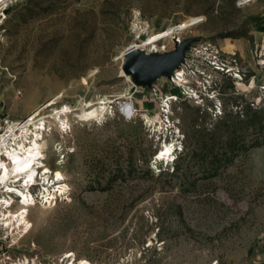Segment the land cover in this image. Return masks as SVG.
Returning <instances> with one entry per match:
<instances>
[{"label":"rangeland","instance_id":"374dc122","mask_svg":"<svg viewBox=\"0 0 264 264\" xmlns=\"http://www.w3.org/2000/svg\"><path fill=\"white\" fill-rule=\"evenodd\" d=\"M238 1L12 6L0 34V110L24 120L62 96L34 125L48 128L45 186L66 191L35 197L27 233L0 225V264H264V3ZM192 18L201 21L141 48L169 54L189 43L186 84L162 77L148 88L122 75L123 52ZM105 98L96 121L62 117L63 126L51 115ZM167 119L175 130L163 134ZM176 143V161L160 163Z\"/></svg>","mask_w":264,"mask_h":264},{"label":"bare ground","instance_id":"6f19581e","mask_svg":"<svg viewBox=\"0 0 264 264\" xmlns=\"http://www.w3.org/2000/svg\"><path fill=\"white\" fill-rule=\"evenodd\" d=\"M254 1L255 0H253L250 3H253ZM197 20L199 19L192 18L181 24L186 26L188 22L197 21ZM174 29L175 27H169L161 32L155 33L153 37H150L148 40L143 41L142 44H133L130 48H133L134 51H137L145 46L156 44L157 42L163 39L171 38L173 37V35L178 34L179 32L187 28L178 29V30H174ZM235 48H237L244 55L245 50L240 45L236 44L234 47L231 46L229 49L232 50ZM124 53L125 52H123L121 56L122 61L124 60ZM122 75H125L123 71H122ZM125 76L128 77V75ZM177 76L178 78L174 77L175 82L177 83L180 82L182 84L184 83L186 84L188 82L185 71L181 72ZM162 79L163 78L161 77L158 79V81H161ZM164 80L166 83L170 79L166 78ZM83 83L87 84L86 79L83 80ZM61 97L62 96L57 95L51 98L43 106L34 109L29 114L27 118L29 117L30 118L25 122L24 126L20 130H18V132L12 135L13 137L11 138L8 147H6L7 149L6 160H10V161L5 162L3 159H0V190H2L3 194L14 193L18 196V198H22V203L20 205L21 207L16 211L11 210L13 208V204L10 199L5 197V200L2 201L3 203H0V212L6 218L5 219L6 223L4 224V227L12 231L18 228V229H23V232L27 233L29 231V228L31 227V224L28 221L27 216L29 214V208L31 205L35 203L36 198L33 196L32 192H30L29 190H23V188L21 187L27 186L29 182H32V185H34V181L37 180V176L39 174L37 168H40V166H36V165L38 164V160L41 155V150L44 145L41 138L42 133L40 132L43 129V127H41V124H39V126L34 125L35 120L41 116L43 110L55 106L60 101ZM170 100H173V97L171 96V94H168L167 102H169ZM109 102H111V100L105 98L103 100H99L85 107H82L78 112L77 110H72L67 106H63L60 109H56L55 113L53 112V114L51 115L52 116L54 115L60 121L62 117H65L69 120L70 118H73L78 122L88 123L103 118L107 111V103ZM124 109L127 114H133L134 110L132 105H127ZM61 123L63 126L65 125V122L63 120L61 121ZM33 129L36 131H34ZM171 151L172 148L167 147L165 149V152L161 153L160 157H163L164 155L166 156L169 155ZM42 170H44L41 173V176H43L44 178L43 185L44 186L50 185L49 174H52V171L50 170V168L46 167L45 165L42 167ZM54 178H56V180L54 179V181H58L57 183H59V181L63 179V174L59 170H56L54 171ZM23 179H26L27 181L26 184L18 185V183H21L23 181ZM39 185H42V183ZM46 187L47 186H45V191H44L45 193L43 192L41 198L51 202L53 201L54 198H56L58 193L61 194L66 191V186L64 185L58 187L57 193L49 191ZM3 204H5L4 207H2ZM80 264H90V263L84 260L81 261Z\"/></svg>","mask_w":264,"mask_h":264},{"label":"built area","instance_id":"2783aa9c","mask_svg":"<svg viewBox=\"0 0 264 264\" xmlns=\"http://www.w3.org/2000/svg\"><path fill=\"white\" fill-rule=\"evenodd\" d=\"M17 1L18 0H0V34L2 32H4V28H5L4 26H5V23H6L7 19H8L9 11L11 10L12 6ZM252 1L253 0H248V1L239 0L238 1V6L239 7L245 6V5L249 4ZM257 1H260V0H255L254 2H257ZM262 1L264 3V0H262ZM139 50H141V48ZM147 54H149V53H147ZM189 59H190V54L186 53L185 62H184V64L181 65V67L178 70L174 71L173 77L171 78L172 81L175 82L174 77L178 78L177 75L180 74L181 72H183V69L185 67L190 66L189 65ZM203 60H204L205 63H207V59H206L205 56H203ZM219 69L222 70V71L224 70V72H226L227 71L226 69H228V68L225 69L224 65H221V66L219 65ZM228 73H229V71H228ZM174 99H175V97H174ZM29 118H26L24 120H15L9 114L4 113V112H2V110H0V159H3L5 162H9L10 161V160H6L7 159V155H6L7 149H6V147H8V144L10 143V140L13 137L12 135L15 134L16 132H18V130H20L24 126L25 122ZM167 121H169V120L167 119ZM169 125H170V122H168L167 124L165 123V127L164 128L165 129H169ZM46 131H48V128L46 129V125H44V127L42 129V137H41L42 139H44L43 134ZM45 162H46V156H45L44 150L42 148L41 155H40V158L38 160V164L36 165V166H40V168H37L38 171H39L38 172L39 174L37 176V180L34 181V185H32V182H29L27 186L21 187V188H23V190H29L30 192H32L34 197L41 198V196L43 195V190H41V188H43V186H41L39 184H41L43 182V179L41 178V173L44 171V170H42V167L45 165ZM26 182H27L26 179H23V181L21 183H18V185L26 184ZM35 190H38V193ZM5 197L12 201L13 208L17 204L21 205V203H22V198H18V196L16 194H14V193L13 194H9V193L3 194L0 197V201H1L0 203H3L2 201L5 200ZM4 206H5V204H3L2 207H4ZM5 219L6 218L0 212V225L2 227H4V224L6 223ZM6 238L7 237H5L4 239H6ZM1 241H5V240H1Z\"/></svg>","mask_w":264,"mask_h":264},{"label":"water","instance_id":"95a60500","mask_svg":"<svg viewBox=\"0 0 264 264\" xmlns=\"http://www.w3.org/2000/svg\"><path fill=\"white\" fill-rule=\"evenodd\" d=\"M201 20L190 21L186 26L178 24L174 30L188 28ZM189 43L177 41L175 49L169 54H147L141 50L134 51L128 48L124 53L122 71L130 76L137 86L152 88L160 77L171 80L174 71L178 70L185 62Z\"/></svg>","mask_w":264,"mask_h":264},{"label":"trees","instance_id":"16d2710c","mask_svg":"<svg viewBox=\"0 0 264 264\" xmlns=\"http://www.w3.org/2000/svg\"><path fill=\"white\" fill-rule=\"evenodd\" d=\"M181 152H184V148H182ZM175 161H176V159H175ZM161 169H163V168H160V170H161Z\"/></svg>","mask_w":264,"mask_h":264}]
</instances>
